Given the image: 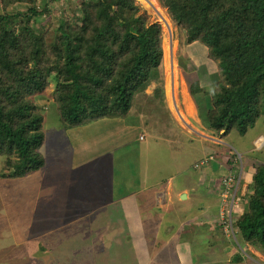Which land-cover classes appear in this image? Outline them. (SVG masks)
<instances>
[{
    "label": "rangeland",
    "instance_id": "1",
    "mask_svg": "<svg viewBox=\"0 0 264 264\" xmlns=\"http://www.w3.org/2000/svg\"><path fill=\"white\" fill-rule=\"evenodd\" d=\"M135 2L147 23L161 27L163 96H154L151 84L146 95H135L127 115L64 128L54 81L33 95L43 117L39 151L46 163L38 173L21 175L6 155H0V264H154L160 256L162 264H177L171 263L173 247L176 258L180 253L185 256L181 262L189 264H199L195 254L209 252L208 263L264 264V256L254 259L247 254L238 235L221 223L226 203L205 188L209 180L198 185L193 181L197 174L218 175L216 169L229 167L231 159L237 162L234 173L238 171L243 186L237 197L245 203L234 207L233 216L240 217L255 168L264 163V120L243 136L235 130L212 136L206 116L210 97L192 92L198 87L216 90L220 81L216 61L186 45L184 31L170 20L161 0ZM48 5L57 16L62 14L58 1ZM74 20L84 28V21ZM203 157L208 163L197 168ZM164 179L170 180L172 193L161 192ZM182 185L189 195L185 201L177 193ZM239 217L230 222L235 230ZM190 231H202L190 244L193 257L185 249L179 252L178 245L191 241ZM159 235L166 242L164 251L150 248V237ZM235 255L245 259L233 262Z\"/></svg>",
    "mask_w": 264,
    "mask_h": 264
},
{
    "label": "trees",
    "instance_id": "2",
    "mask_svg": "<svg viewBox=\"0 0 264 264\" xmlns=\"http://www.w3.org/2000/svg\"><path fill=\"white\" fill-rule=\"evenodd\" d=\"M54 1L61 4L59 16L48 5ZM161 2L184 31L186 45L217 63L216 90L198 87L192 92L210 97L206 116L211 135L233 130L245 135L264 120V0ZM74 18L84 21L83 29ZM162 53L160 25L147 23L135 0H0V155L21 175L44 166L39 151L43 117L33 95L43 92L49 80L56 87L64 128L127 115L135 95L145 94L151 84L154 96L161 98ZM233 161L220 168L217 180L209 174L203 178L215 197V184L219 181L220 196L223 180L234 172ZM249 186L236 234L247 254L253 256L248 245L264 255V163L256 166ZM209 255L195 254L199 264H224L208 263ZM235 256L233 262L243 259Z\"/></svg>",
    "mask_w": 264,
    "mask_h": 264
},
{
    "label": "crops",
    "instance_id": "3",
    "mask_svg": "<svg viewBox=\"0 0 264 264\" xmlns=\"http://www.w3.org/2000/svg\"><path fill=\"white\" fill-rule=\"evenodd\" d=\"M42 147H43V145H42ZM41 152L43 153V151L41 150ZM210 153V152H209ZM45 163H46V161H45ZM213 163H211V164H209V166L210 167H213L214 168V166L212 165ZM220 165V164H219ZM46 166V165H45ZM206 167H208V166H206ZM222 166L220 165V168H221ZM45 168V167H44ZM43 168V169H44ZM220 168L219 169H216L217 171H219L220 172ZM226 168H228V167H226ZM224 169H225V167H224ZM39 171V170H38ZM38 171H35V173H38ZM207 173H209V172H207ZM197 175H199V174H197ZM193 176V181L196 183V185H198L199 183L201 184H203L204 183V179H202V177H201V175H200V178H198V176ZM211 176V179H215V180H217V175L215 176V175H213V174H211L210 175ZM197 178H198V180H199V182H197ZM165 186H164V188L163 189H160L161 190V192H167V191H170L171 190V193H172V190H173V186L170 184V180L169 179H164L163 180V182H162ZM219 181L215 184V189H214V192L217 194V201L219 200V196H218V190H219ZM186 191V190H185ZM184 190H183V185L181 186V187H179V189H178V191H177V193H178V195H180L181 194V192H185ZM168 193V192H167ZM170 193V192H169ZM186 193V195H187V199H188V192H185ZM159 196L157 195V198H158ZM157 198H156V200H157ZM155 200V201H156ZM155 201L153 200L152 202H153V205L155 204ZM238 206H240V205H238ZM154 207H155V205H154ZM235 217H238V214L235 216ZM132 226V224L130 225V227ZM133 230V232H134V228L132 229ZM161 230V229H160ZM157 231V230H156ZM156 231H155V235H156ZM201 232L202 231H200L199 232V234H194V232L193 231H190L189 233H187L188 235H190L191 236V241L189 240V242H187V239L185 240V241H181L182 243H180V244H178L179 246H182V247H180L181 249L179 250V252H183L184 251V249L186 250V252H187V254H188V256L189 257H192L193 255H192V251H191V249H190V244H193V242L194 241H198L199 239L197 238V235L199 236L200 234H201ZM160 236L161 235H159L158 237H156L155 239L153 238V237H150V239H149V244H150V248H153V250H156V249H159V250H165V248H163V247H165V243L166 242H164V241H161V238H160ZM166 238H167V235L166 236H164V239L166 240ZM193 239V240H192ZM159 241H161L162 243V245H160V242ZM177 241H179L180 242V240H177ZM196 245H198V244H196ZM175 247H178V246H175ZM172 248V247H171ZM172 250H175V252H176V249L173 247L172 248ZM250 250H252L253 252H255L256 254L255 255H257L258 257L260 256V254H259V252H257V251H255L253 248H250ZM175 252H173L174 254V260H172V262L171 263H177V264H184V262H185V260H184V262L182 263L181 262V260L185 257L184 255H180V253H179V255H178V257L179 258H176V253ZM164 253V252H163ZM162 253V254H163ZM184 253H185V251H184ZM164 256H166V255H164ZM161 257V256H160ZM160 257H157L156 259H155V262H154V264H162V263H160V262H158V260H160L161 258ZM167 257H165V258H162L163 260L164 259H166ZM256 259V258H255ZM191 261V260H190ZM259 261H261V260H259ZM185 264H189L187 261L185 262ZM191 264H194V263H191ZM256 264H259V263H256Z\"/></svg>",
    "mask_w": 264,
    "mask_h": 264
},
{
    "label": "built area",
    "instance_id": "4",
    "mask_svg": "<svg viewBox=\"0 0 264 264\" xmlns=\"http://www.w3.org/2000/svg\"><path fill=\"white\" fill-rule=\"evenodd\" d=\"M210 157V156H209ZM203 160L197 162L196 167L200 168L201 165L207 164L208 159L206 157L202 158ZM229 175L226 179L223 180L224 183V190L221 192L220 199L225 202L226 208H224V211L227 213V222H229V227H231V208L233 206V203L235 201L236 191L238 188L239 183V177L236 176V174ZM223 205V204H222ZM225 223V221L223 222Z\"/></svg>",
    "mask_w": 264,
    "mask_h": 264
},
{
    "label": "clouds",
    "instance_id": "5",
    "mask_svg": "<svg viewBox=\"0 0 264 264\" xmlns=\"http://www.w3.org/2000/svg\"><path fill=\"white\" fill-rule=\"evenodd\" d=\"M204 158V157H203ZM236 161V160H235ZM234 166H235V168L237 169V165H238V163L237 162H235L234 164H233ZM235 170V169H234ZM231 171V170H230ZM229 171V172H230ZM232 174H235L234 172L232 173ZM236 176L237 177H239V175H238V171H237V174H236ZM203 179V178H202ZM240 182H241V180H239V183H238V188H237V191H236V196H235V201H234V203H233V206H232V208H231V222H232V220H233V218L235 217V216H233V209H234V207L236 206V207H239L238 205H241V203L239 202V199H238V197H237V194H238V191H239V189H240V198H241V191H242V188H243V186L240 188ZM248 192V191H247ZM182 193H185V192H181V194ZM180 194V195H181ZM186 194V193H185ZM247 194V193H246ZM180 195H178V198H179V200L180 201H185V200H187V195H186V199L185 200H181L180 199ZM246 196V195H245ZM219 199H220V196H219ZM245 199V198H244ZM243 200V199H242ZM223 211H224V209H223ZM240 212V211H239ZM243 213V212H242ZM241 213V214H242ZM226 215H227V213L224 211V216L223 217H221V219H222V224L223 225H225V227H226V224H228V229H230V232L236 237V230L233 228V224H231V227H229V222H227V217H226ZM233 216V217H232ZM239 217V216H238ZM241 217V216H240ZM240 217H239V219H240ZM225 221V223H223ZM236 221L237 220H235V223H236ZM252 248V247H251ZM251 251V250H250ZM256 251V250H255ZM245 252V251H244ZM260 254V253H259ZM252 255L253 256H255V254H253L252 253ZM261 255V254H260ZM241 256V255H240ZM252 256V257H253ZM261 256H264V255H261ZM254 259H255V257H253ZM243 259H245L244 257H243ZM258 260V259H257Z\"/></svg>",
    "mask_w": 264,
    "mask_h": 264
},
{
    "label": "water",
    "instance_id": "6",
    "mask_svg": "<svg viewBox=\"0 0 264 264\" xmlns=\"http://www.w3.org/2000/svg\"><path fill=\"white\" fill-rule=\"evenodd\" d=\"M180 199H181V200H185V199H186V194H185V193H182V194L180 195Z\"/></svg>",
    "mask_w": 264,
    "mask_h": 264
},
{
    "label": "bare ground",
    "instance_id": "7",
    "mask_svg": "<svg viewBox=\"0 0 264 264\" xmlns=\"http://www.w3.org/2000/svg\"><path fill=\"white\" fill-rule=\"evenodd\" d=\"M176 112V111H175ZM180 118H182V119H184V117H183V115L182 114H180V115H178Z\"/></svg>",
    "mask_w": 264,
    "mask_h": 264
}]
</instances>
